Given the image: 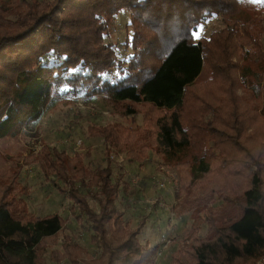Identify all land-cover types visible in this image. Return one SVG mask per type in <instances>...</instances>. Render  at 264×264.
Returning <instances> with one entry per match:
<instances>
[{"label":"trees","instance_id":"1","mask_svg":"<svg viewBox=\"0 0 264 264\" xmlns=\"http://www.w3.org/2000/svg\"><path fill=\"white\" fill-rule=\"evenodd\" d=\"M264 0H0V140L35 129L53 98L104 99L122 120L93 123L105 163L43 143L27 158L72 199L95 252L58 237L69 216L30 211L22 154L0 146V264H156L117 205L129 183L113 158L153 153L188 212L168 264L254 263L264 254ZM127 10L126 34L111 32ZM221 25L194 38L197 26ZM118 45L128 50L119 53ZM75 70V71H73ZM205 73L204 77H200ZM200 77V78H199ZM140 117V119H139ZM92 200V203L90 202ZM171 212V211H170ZM169 219V215L167 217ZM87 258V259H85ZM68 264V263H64Z\"/></svg>","mask_w":264,"mask_h":264},{"label":"rangeland","instance_id":"2","mask_svg":"<svg viewBox=\"0 0 264 264\" xmlns=\"http://www.w3.org/2000/svg\"><path fill=\"white\" fill-rule=\"evenodd\" d=\"M262 11L264 18V10ZM128 21V11L123 9L117 16L111 32V36H114L118 43L124 39L127 30L125 24ZM218 25H221L220 18H212L207 23L199 24L195 32L199 35L207 34ZM118 50L119 53L128 52L119 45ZM204 76L205 73H202L200 77ZM117 120H122L121 116L101 97L93 96L87 102L80 98L73 101L53 98L37 122V131L24 129L16 137L0 140V146L6 153L22 154V180L29 187L30 192L26 198L30 211L41 216L52 211L69 216V222L58 237V244L53 246L55 248L59 247L61 238L66 233L86 246L84 256L89 258L95 252V246L90 241L92 230L87 228L84 220L77 221L74 214L78 209L70 210L72 199L68 194L59 191L50 180L45 179L38 165L27 156L38 152L41 145L46 143L50 147L65 149L71 155L74 152H82L85 154V162L93 167L102 166L105 163V144L101 137L88 135L86 128L89 124H104ZM111 156H115L112 157L113 176L116 178L121 174L123 180L129 183V189L121 190L117 196L118 207L123 211L130 226H137L143 220L139 231L141 242L150 245L158 243L160 251L156 264H168L171 252L178 242L184 239L190 221L188 212L176 216L172 211L177 189L174 173L163 166L158 170V161L153 153L144 161H130L123 152ZM159 181L164 184H159ZM90 202L92 203V200ZM168 215L171 218L168 219ZM64 263L69 264V261L52 260L47 250L45 264ZM80 264H83L82 259Z\"/></svg>","mask_w":264,"mask_h":264},{"label":"built area","instance_id":"3","mask_svg":"<svg viewBox=\"0 0 264 264\" xmlns=\"http://www.w3.org/2000/svg\"><path fill=\"white\" fill-rule=\"evenodd\" d=\"M111 157L114 158L115 156H111ZM159 184H164V182L163 181H159ZM169 218H171L170 215H169ZM243 264H264V254L260 258H258L254 263L250 262V263H243Z\"/></svg>","mask_w":264,"mask_h":264},{"label":"snow or ice","instance_id":"4","mask_svg":"<svg viewBox=\"0 0 264 264\" xmlns=\"http://www.w3.org/2000/svg\"><path fill=\"white\" fill-rule=\"evenodd\" d=\"M192 35H193L194 38H197V39L199 38V33H198V32H195V31H194V32L192 33ZM73 71H75V70H73Z\"/></svg>","mask_w":264,"mask_h":264}]
</instances>
